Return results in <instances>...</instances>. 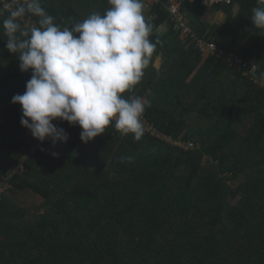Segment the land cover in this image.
Returning a JSON list of instances; mask_svg holds the SVG:
<instances>
[{
  "label": "trees",
  "instance_id": "16d2710c",
  "mask_svg": "<svg viewBox=\"0 0 264 264\" xmlns=\"http://www.w3.org/2000/svg\"><path fill=\"white\" fill-rule=\"evenodd\" d=\"M205 1L187 15L196 38L255 62L264 79V29L251 20L257 0ZM41 5L61 28L111 7ZM169 5L159 0L145 13L163 64L124 96L149 102L148 121L179 145L121 136L111 125L84 143L67 121L66 142L35 138L12 102L32 70L7 50L8 13H0V183L10 184L0 201V264H264V88L182 39ZM218 10L228 16L213 24ZM20 165L25 171L10 176ZM21 192L44 199L43 215L18 202Z\"/></svg>",
  "mask_w": 264,
  "mask_h": 264
},
{
  "label": "clouds",
  "instance_id": "9594fccd",
  "mask_svg": "<svg viewBox=\"0 0 264 264\" xmlns=\"http://www.w3.org/2000/svg\"><path fill=\"white\" fill-rule=\"evenodd\" d=\"M108 3L111 7L103 15L93 12L71 28L54 23L41 0H8L0 9L8 13L3 20L7 50L19 54L21 71L32 70L26 91L14 95L12 102L22 106V126L40 141L68 140L67 132L53 123L57 119L79 125L84 143L110 125L121 136L133 134L136 140L145 133L142 117L150 103L124 94L142 81L150 65L159 69L158 55L154 61L159 41L149 39L152 24L143 0ZM257 4L251 20L264 29V0ZM31 17L39 18L38 25ZM24 171L20 165L11 175Z\"/></svg>",
  "mask_w": 264,
  "mask_h": 264
},
{
  "label": "built area",
  "instance_id": "2783aa9c",
  "mask_svg": "<svg viewBox=\"0 0 264 264\" xmlns=\"http://www.w3.org/2000/svg\"><path fill=\"white\" fill-rule=\"evenodd\" d=\"M194 0H191V3ZM217 0H206L205 3L207 5L212 6L216 3ZM4 2H8L7 0H3L0 2V5L3 6ZM159 0H143L145 13H148L154 4H157ZM184 2L185 0H170L169 5V12L171 17L176 21L178 28L181 31V38L192 39L195 48L200 51L201 53H209L210 55L214 56L216 59L221 60L223 63L226 64L228 69L237 71L242 73L244 76L250 77L254 80L255 83L259 84L261 87L264 88V79H258L256 77L258 71V65L255 62H249L242 58L238 53L235 52H228L223 48L217 46L216 43L212 41H208L205 39L196 38L193 31L188 25L187 16L184 13ZM225 3L230 4L231 0H224ZM31 19V18H30ZM31 22L36 24L32 19ZM252 69L255 71L253 72ZM142 120L145 126V136L152 137L155 139H161L167 143H173L179 145L178 143L174 142L172 137L165 135L159 128L153 125L151 122L148 121L145 115H143ZM64 120L53 121L54 124L58 128H61V122ZM10 187L8 181L0 183V200L5 194V192Z\"/></svg>",
  "mask_w": 264,
  "mask_h": 264
},
{
  "label": "rangeland",
  "instance_id": "374dc122",
  "mask_svg": "<svg viewBox=\"0 0 264 264\" xmlns=\"http://www.w3.org/2000/svg\"><path fill=\"white\" fill-rule=\"evenodd\" d=\"M235 10L236 12L238 11L237 8ZM47 139L51 140L52 138L48 137ZM22 193L23 192H21V196L18 198L19 200L18 202L21 203L22 206L32 209L33 213H37L39 216L43 215V213L45 212V209L42 206L44 199L37 195L35 196V194L32 193L29 194L27 193L22 194Z\"/></svg>",
  "mask_w": 264,
  "mask_h": 264
},
{
  "label": "crops",
  "instance_id": "0c3cea01",
  "mask_svg": "<svg viewBox=\"0 0 264 264\" xmlns=\"http://www.w3.org/2000/svg\"><path fill=\"white\" fill-rule=\"evenodd\" d=\"M219 3H224V0H217L215 4H219ZM215 4H213V5H215ZM227 16L228 15H227L226 11L218 10V11L209 13L208 19L213 24H222L226 20ZM165 31H166V27H162L159 29V32L161 34ZM159 60H160V66H159V68H160L163 64V58L161 56H159Z\"/></svg>",
  "mask_w": 264,
  "mask_h": 264
},
{
  "label": "water",
  "instance_id": "95a60500",
  "mask_svg": "<svg viewBox=\"0 0 264 264\" xmlns=\"http://www.w3.org/2000/svg\"><path fill=\"white\" fill-rule=\"evenodd\" d=\"M191 0H185L184 3V13L187 16L189 13V8H190Z\"/></svg>",
  "mask_w": 264,
  "mask_h": 264
}]
</instances>
